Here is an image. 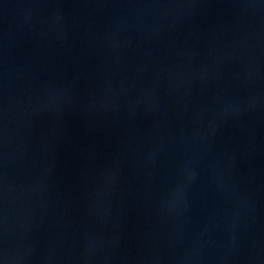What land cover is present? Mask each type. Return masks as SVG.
<instances>
[{"label": "water", "instance_id": "95a60500", "mask_svg": "<svg viewBox=\"0 0 264 264\" xmlns=\"http://www.w3.org/2000/svg\"><path fill=\"white\" fill-rule=\"evenodd\" d=\"M0 264H264V0H0Z\"/></svg>", "mask_w": 264, "mask_h": 264}]
</instances>
